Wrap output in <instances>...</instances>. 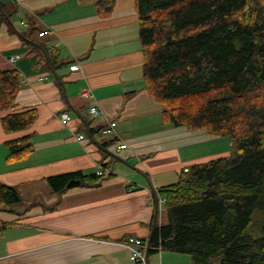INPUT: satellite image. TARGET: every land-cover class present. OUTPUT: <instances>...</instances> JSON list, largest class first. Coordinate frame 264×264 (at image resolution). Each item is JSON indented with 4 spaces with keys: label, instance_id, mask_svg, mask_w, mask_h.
Listing matches in <instances>:
<instances>
[{
    "label": "crops",
    "instance_id": "crops-1",
    "mask_svg": "<svg viewBox=\"0 0 264 264\" xmlns=\"http://www.w3.org/2000/svg\"><path fill=\"white\" fill-rule=\"evenodd\" d=\"M100 1L0 0V69L18 70L23 80L12 111L37 112L34 125L16 133L6 132L0 113V187H16L23 201L0 214L17 222L0 237V264H137L126 243L148 241L152 226L166 222L165 206L156 214L160 190L186 169L230 154L228 138L164 123L143 76L135 0H116L107 18ZM85 87L91 99L82 97ZM93 106L103 114L92 115ZM108 122L116 123L114 138L102 134ZM28 135L34 152L9 163L8 143ZM101 169L111 176L98 186L58 193L48 181ZM149 264L191 259L162 251Z\"/></svg>",
    "mask_w": 264,
    "mask_h": 264
},
{
    "label": "trees",
    "instance_id": "trees-1",
    "mask_svg": "<svg viewBox=\"0 0 264 264\" xmlns=\"http://www.w3.org/2000/svg\"><path fill=\"white\" fill-rule=\"evenodd\" d=\"M135 4L143 76L163 107L164 123L230 140L228 157L194 165L160 190L166 222L152 226L148 253L186 255L191 264H264V0ZM115 7L116 0L97 4L104 18ZM22 87L18 70L0 69V113L8 133L26 131L37 120L35 109L12 111ZM7 146L9 163L34 152L31 135ZM104 178L75 171L48 181L63 193L98 186ZM22 202L16 187H0V214ZM16 224L0 219V237Z\"/></svg>",
    "mask_w": 264,
    "mask_h": 264
},
{
    "label": "built area",
    "instance_id": "built-area-1",
    "mask_svg": "<svg viewBox=\"0 0 264 264\" xmlns=\"http://www.w3.org/2000/svg\"><path fill=\"white\" fill-rule=\"evenodd\" d=\"M48 33H41V36H45ZM20 56H16L12 58V61L16 62L18 60H20ZM78 67H72V70H77ZM82 97L85 99H91L92 97V91L89 87H85L82 91ZM90 113L94 116H99L102 115L103 112L102 110L97 107V106H93L90 109ZM71 118L69 116L68 113L64 112L61 113L60 115V121L62 124L64 125H68V123L70 122ZM102 134L106 137H116L117 133H116V123L114 122H108L107 125L102 129ZM79 141L84 140L83 136H79L78 137ZM120 149H126L127 145L123 144V145H119ZM185 172H188V169L185 170ZM111 173L108 172L106 169H101L100 171L97 172L98 176H109ZM166 203V199L161 197L158 200V211L161 213L162 209L161 206H163ZM126 247L128 248L129 252H130V259L137 264H148V242L147 241H143L139 238H130L129 241L126 243Z\"/></svg>",
    "mask_w": 264,
    "mask_h": 264
},
{
    "label": "water",
    "instance_id": "water-1",
    "mask_svg": "<svg viewBox=\"0 0 264 264\" xmlns=\"http://www.w3.org/2000/svg\"><path fill=\"white\" fill-rule=\"evenodd\" d=\"M149 248H150V243H149V245H148V250H149ZM149 255H150V254L148 253V258H149Z\"/></svg>",
    "mask_w": 264,
    "mask_h": 264
},
{
    "label": "rangeland",
    "instance_id": "rangeland-1",
    "mask_svg": "<svg viewBox=\"0 0 264 264\" xmlns=\"http://www.w3.org/2000/svg\"><path fill=\"white\" fill-rule=\"evenodd\" d=\"M17 207H15L14 209H16Z\"/></svg>",
    "mask_w": 264,
    "mask_h": 264
}]
</instances>
